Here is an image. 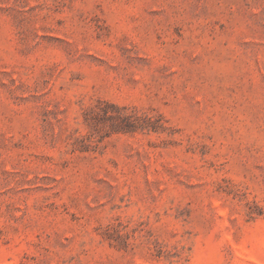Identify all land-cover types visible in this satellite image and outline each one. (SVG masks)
Returning a JSON list of instances; mask_svg holds the SVG:
<instances>
[{
  "label": "rangeland",
  "instance_id": "rangeland-1",
  "mask_svg": "<svg viewBox=\"0 0 264 264\" xmlns=\"http://www.w3.org/2000/svg\"><path fill=\"white\" fill-rule=\"evenodd\" d=\"M0 264H264V0H0Z\"/></svg>",
  "mask_w": 264,
  "mask_h": 264
}]
</instances>
